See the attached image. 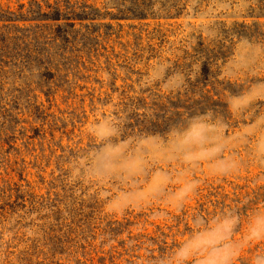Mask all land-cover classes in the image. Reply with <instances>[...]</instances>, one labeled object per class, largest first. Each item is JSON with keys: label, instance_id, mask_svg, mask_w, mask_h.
<instances>
[{"label": "rangeland", "instance_id": "1", "mask_svg": "<svg viewBox=\"0 0 264 264\" xmlns=\"http://www.w3.org/2000/svg\"><path fill=\"white\" fill-rule=\"evenodd\" d=\"M261 85L264 0H0V264H160L194 216L229 210L239 240L264 210L251 131L264 97L241 99ZM164 98L201 112L173 108L183 116L165 134L125 130L133 107L151 116ZM104 119L130 172L90 173V129ZM194 119L236 161L228 175L171 153ZM260 251L246 246L236 264Z\"/></svg>", "mask_w": 264, "mask_h": 264}, {"label": "clouds", "instance_id": "2", "mask_svg": "<svg viewBox=\"0 0 264 264\" xmlns=\"http://www.w3.org/2000/svg\"><path fill=\"white\" fill-rule=\"evenodd\" d=\"M264 97V85L254 89L248 97L250 99ZM241 105H235L240 107ZM214 129L205 127L195 119L190 121L184 131L176 130L172 134L170 151L182 158L189 165L207 162L210 172L214 175H228L236 168V161L225 157L223 153L226 145L216 137ZM252 133L256 136L255 153L264 158V116H260L252 125ZM119 134L116 126L108 119L95 122L90 135L96 141L95 150L89 161L90 173L94 176L106 177L113 175L118 169L131 171L135 164L123 160L125 145L115 141ZM153 147L155 145L153 144ZM199 187L198 181H186L181 185L178 201L189 199ZM138 196L139 194H133ZM117 200L111 205V211H118L123 202ZM195 225L189 238L179 245L175 251L160 264H236L240 253L246 246L264 242V210L257 209L248 219V229L238 240L236 232L240 225V217L231 210L211 217L192 218ZM251 264H264V251L258 252L251 260Z\"/></svg>", "mask_w": 264, "mask_h": 264}, {"label": "trees", "instance_id": "3", "mask_svg": "<svg viewBox=\"0 0 264 264\" xmlns=\"http://www.w3.org/2000/svg\"><path fill=\"white\" fill-rule=\"evenodd\" d=\"M139 3H143L145 0H137ZM56 11H58L59 16H61V8L59 6L56 7ZM169 104H172V101L169 99H159L157 103H154V113L151 116H148L147 114L143 113L140 114L137 112L136 107H133L131 117H129V122L124 126L125 130L127 129L128 132H138V133H167L171 128H173L175 125H177V118H181L183 116V113L172 111V109H187L190 110L191 114H196V112H201V109H198V105L200 106L201 103H197L194 101L193 104L196 105V109H194V106L192 104L186 105L187 103H184L182 107H178L177 104L179 103H173L174 106H170ZM189 106V107H188ZM180 122V121H179Z\"/></svg>", "mask_w": 264, "mask_h": 264}]
</instances>
